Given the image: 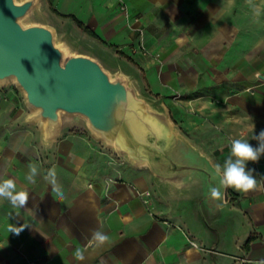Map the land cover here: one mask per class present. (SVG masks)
Wrapping results in <instances>:
<instances>
[{
    "label": "crops",
    "instance_id": "obj_1",
    "mask_svg": "<svg viewBox=\"0 0 264 264\" xmlns=\"http://www.w3.org/2000/svg\"><path fill=\"white\" fill-rule=\"evenodd\" d=\"M56 3L68 7L63 16L73 27L81 28L76 20L90 26L93 47L100 43L119 55L124 73L164 106L171 120L187 132L200 133L199 139L189 140L214 168L230 155L232 139L257 146L251 138L264 129V92L251 90L257 83L264 86V74L249 65L253 47L239 44L237 2ZM4 133L9 140L0 138V179H14L18 189L29 192V201L26 208H14L0 199V264L264 260V155L247 164L260 187L248 193L227 189L222 201H213L212 186L194 189L161 181L147 166L133 164L87 133L72 132V126L50 145L40 142L38 131L25 127H7ZM29 162L41 169L35 184L25 179ZM52 167L63 198L43 179ZM218 180L216 176L214 186ZM9 224L29 227L16 235L8 232ZM97 228L110 237L99 247L89 243ZM77 248L83 250V260L74 258Z\"/></svg>",
    "mask_w": 264,
    "mask_h": 264
},
{
    "label": "water",
    "instance_id": "obj_2",
    "mask_svg": "<svg viewBox=\"0 0 264 264\" xmlns=\"http://www.w3.org/2000/svg\"><path fill=\"white\" fill-rule=\"evenodd\" d=\"M39 1L0 0V85L13 81L21 90L30 109L25 119L40 123L42 139L79 119L92 138L161 181L213 187L215 168L165 107L142 95L133 76L58 38L37 18Z\"/></svg>",
    "mask_w": 264,
    "mask_h": 264
},
{
    "label": "rangeland",
    "instance_id": "obj_3",
    "mask_svg": "<svg viewBox=\"0 0 264 264\" xmlns=\"http://www.w3.org/2000/svg\"><path fill=\"white\" fill-rule=\"evenodd\" d=\"M233 2H237L239 10V44L242 47H253L252 55L248 56V60L250 62L249 65L254 67L256 71L262 70L261 73L264 74V0H251V3L249 0H233ZM68 10L69 9L66 6L58 7L56 0H40L36 14L38 19L44 21L54 28L58 38L67 40L75 49L81 52L89 53L99 58L111 71L114 72L120 70L124 72L123 68L121 67L122 60L120 59L119 55L111 48L100 43H96L94 45L95 47H93V44L90 42L91 38L89 35H87L86 31V29L91 31L89 25H85L83 23V26L77 29L69 24L68 18L63 16ZM79 15H81L83 18L86 14L79 13ZM101 40L103 41L102 38ZM104 42L106 43V41ZM241 63L245 68L247 61L243 60ZM245 72L246 70H244V73ZM256 82L258 81L256 80ZM259 84L260 83H257V85L251 91H255V93L264 92V86ZM138 89L142 95L151 99V97L146 95L140 89L139 85ZM29 113L30 109L25 104L21 90L15 85L13 81H9L4 85H0V138H3V141L9 140V135L4 133L7 127L10 129L13 128L15 130L19 127H25L31 131H38L39 140L44 145H50L54 143L59 138L66 126H72V132L78 133L81 131L90 135L82 121L75 119L70 121L69 124L68 121H66L67 124L65 122V124L59 130L57 136L46 143L42 139L40 123L27 121L25 119ZM171 121L172 123L174 122V126L187 139H199L201 137L200 133L187 132V130L183 129V127L179 125L174 119ZM90 137L92 136L90 135Z\"/></svg>",
    "mask_w": 264,
    "mask_h": 264
},
{
    "label": "clouds",
    "instance_id": "obj_4",
    "mask_svg": "<svg viewBox=\"0 0 264 264\" xmlns=\"http://www.w3.org/2000/svg\"><path fill=\"white\" fill-rule=\"evenodd\" d=\"M251 3V0H249ZM252 140L257 141V146L249 143L248 139L235 138L230 143V155L224 161L223 165L216 164L215 173L219 177L218 185L210 187V198L213 201H222L227 189H232L237 192L248 193L260 187L254 169L247 168L248 162L256 163L260 157L264 155V129L258 134H253ZM28 172L25 179L30 184L37 182V177L41 175V169L36 163L29 162ZM264 178V177H262ZM43 179L47 181L52 188V192L58 197L63 198L64 193L62 186L57 181L55 167L49 168L43 175ZM0 199L7 200L14 208H26L29 201V192L25 189H18L17 183L12 178L0 179ZM27 224L19 227L9 224L8 232L19 235ZM110 241L107 233L99 228L93 230L89 237V243L95 246H103ZM76 260L84 259V252L77 248L74 251ZM258 264H264V260Z\"/></svg>",
    "mask_w": 264,
    "mask_h": 264
},
{
    "label": "trees",
    "instance_id": "obj_5",
    "mask_svg": "<svg viewBox=\"0 0 264 264\" xmlns=\"http://www.w3.org/2000/svg\"><path fill=\"white\" fill-rule=\"evenodd\" d=\"M76 22H77V24H78L79 27H82V26H83V24H82L79 20H76ZM86 31H87L89 34L94 35L93 31H89L88 29H86Z\"/></svg>",
    "mask_w": 264,
    "mask_h": 264
},
{
    "label": "built area",
    "instance_id": "obj_6",
    "mask_svg": "<svg viewBox=\"0 0 264 264\" xmlns=\"http://www.w3.org/2000/svg\"><path fill=\"white\" fill-rule=\"evenodd\" d=\"M141 49L143 50L144 53L148 52L147 48L144 45H142V44H141Z\"/></svg>",
    "mask_w": 264,
    "mask_h": 264
}]
</instances>
